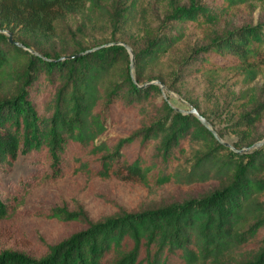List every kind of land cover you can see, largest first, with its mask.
Instances as JSON below:
<instances>
[{
	"label": "trees",
	"instance_id": "trees-1",
	"mask_svg": "<svg viewBox=\"0 0 264 264\" xmlns=\"http://www.w3.org/2000/svg\"><path fill=\"white\" fill-rule=\"evenodd\" d=\"M136 3L0 0V174L8 176L19 159L28 166L17 182L0 187V232L26 217L63 227L40 252L0 243V264H264V144L251 149L264 137L257 131L264 98L252 86L264 68V0L170 2L166 31L140 32L132 74L124 47H101L118 41L88 46L82 29L107 17L126 25ZM243 8H259L256 23L212 31L174 61L170 81L153 73L193 33ZM64 25L67 32H59ZM192 80L213 96L224 94L237 138L232 149L153 83L178 92ZM61 182L70 192L101 196L97 186L106 183L149 199L165 189L183 195L137 207L110 201L115 211L99 218L80 208H30L32 192Z\"/></svg>",
	"mask_w": 264,
	"mask_h": 264
},
{
	"label": "rangeland",
	"instance_id": "rangeland-1",
	"mask_svg": "<svg viewBox=\"0 0 264 264\" xmlns=\"http://www.w3.org/2000/svg\"><path fill=\"white\" fill-rule=\"evenodd\" d=\"M118 1L121 3L125 2L127 4L126 6H128L132 0ZM176 1L178 0H137L126 25L122 26V24H120L115 26L110 17L103 18L101 22L96 24L86 23V27L82 29V39H85L84 43L88 46L115 40L118 41V43L126 44L132 52V48L141 43L140 32L142 33L146 27L152 29V33H163L166 31L164 20L167 5L170 2ZM179 1L183 3L185 2V0ZM259 16V8H256L252 13H250L249 8H243L239 12H235L232 16L225 17L219 23L210 28L200 29L193 33L187 42L176 48L168 57L163 58L160 66L155 68L153 73H159L170 81V71L175 65L174 61L176 59L180 60L183 54L190 51L192 47L205 41V37L212 31L227 29L230 28L231 25L240 26L247 23H256ZM66 27H68L69 31L74 33L76 37L75 21L69 19L66 22ZM66 27L65 25L64 28L60 26L59 32H61V30L63 33L67 32ZM134 67L135 66L131 69L132 74H134ZM252 86L256 89L258 97L264 98V68L261 75L254 81ZM193 87L197 88L191 90ZM230 88H232L235 93L239 90L238 87ZM208 90L203 88L200 81L192 80L183 85V88L179 89V93L174 90H169L164 86L163 89H161V97L168 99L170 105L182 111L190 109L191 104L189 101L194 102L202 111H205L222 139L214 130L216 135L223 140V142L231 145L237 138L228 128V125L231 123L229 121L230 113L226 112L229 104L227 100L225 101L222 92L214 90L215 95L213 96L211 95L210 90ZM257 131L259 135H264V122L257 126ZM107 134L108 136L114 137L117 132L111 131ZM263 140L264 137L256 143ZM27 172L28 166L25 160L19 159L8 176L0 174V187H3L6 183L11 181L17 182V180L26 175ZM66 186L67 182H61L47 184L37 188L28 198L30 208L34 209L39 207L40 209H50L65 206L69 211L74 212H78L77 210L80 208L86 210L89 216L99 218L100 216L115 211V207L110 201H116L118 204L126 207H137L145 202L153 200L161 202L163 200L166 201L168 199L180 198L181 195H183L179 190L165 189L156 197H150V199H152L150 200L145 192L133 190L129 187H124L123 185L115 183L98 185L97 192L101 193L102 196L97 193L94 194L91 190H86V188L80 192H70L67 190ZM62 231L63 227L56 220H49L42 217H26L20 224L19 228L9 231L6 230L4 234L0 232V243L36 253L44 250L47 245L59 240Z\"/></svg>",
	"mask_w": 264,
	"mask_h": 264
},
{
	"label": "water",
	"instance_id": "water-1",
	"mask_svg": "<svg viewBox=\"0 0 264 264\" xmlns=\"http://www.w3.org/2000/svg\"><path fill=\"white\" fill-rule=\"evenodd\" d=\"M5 34L8 36V41L10 42V43H12L13 42V40H12V35L11 34H9V33H6L5 32ZM14 44L15 45H17V46H19V47H21L22 45L21 44H19V43H17V42H14ZM110 45H120V46H122V47H124L125 49H126V51L128 52V54L130 55V58H131V69H132V67L134 66V56H133V53L131 52V50H130V48L126 45V44H124V43H112V44H106V45H103V46H101V47H108V46H110ZM101 47H98V48H94V49H92V50H90V51H86V53H88V52H92V51H94V50H96V49H99V48H101ZM80 54H78V55H75V56H79ZM74 56V57H75ZM71 58V56H69V57H66V58H63L62 60H64V59H70ZM154 84H156V85H158L161 89H163V85L160 83V82H158V81H156V82H153ZM177 111H181V112H183L182 110H180V109H176ZM188 114H192V115H194L202 124H204L206 127H208L210 130H211V132L215 135V137H216V139H218L221 143H223L226 147H229V148H231L232 149V147L228 144V143H226V142H223L222 140H220V138L216 135V133L210 128V126L208 125V122L203 118V117H201L199 114H198V112L196 111V109L195 108H190L189 109V111L187 112ZM264 144V140L263 141H261V142H258V143H256V144H254L251 148H258V147H260V146H262ZM243 151H245V150H243Z\"/></svg>",
	"mask_w": 264,
	"mask_h": 264
}]
</instances>
